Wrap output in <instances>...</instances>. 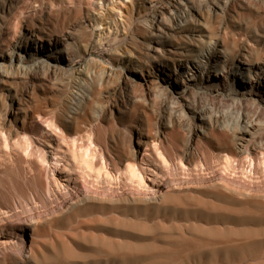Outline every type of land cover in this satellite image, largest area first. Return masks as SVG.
I'll return each instance as SVG.
<instances>
[{
	"label": "bare ground",
	"instance_id": "obj_1",
	"mask_svg": "<svg viewBox=\"0 0 264 264\" xmlns=\"http://www.w3.org/2000/svg\"><path fill=\"white\" fill-rule=\"evenodd\" d=\"M253 8H261L263 13L256 9V12H254ZM33 14L43 17L35 18ZM12 28L16 30L14 36L12 35V31H14ZM19 30L20 34H18ZM8 63L9 68L6 67ZM118 75L123 77V82L127 88L124 92L126 95L125 111L131 117H137L141 112L142 114H148V111L144 112L148 106L145 109L143 107L145 105L140 106L139 102L144 101L143 104H147L150 99L156 98L158 95L159 98H163L165 104L164 114L169 120L166 123L167 125L164 126L167 135L164 134L167 138L173 134H176L175 138H177L178 134H181L178 131L185 128L180 124V126L175 124L174 120L178 119L179 115L184 116L183 118L190 116L193 126L190 125L188 129L198 138L200 134L204 136L210 134L209 132L215 134L220 131H232L235 134V136L232 134L235 137H233L234 139L231 137L233 140L223 137L230 152L247 149L251 144L261 148L262 151L264 150V0H0V86H9L7 88L9 91L7 98L10 99L4 116H2L4 106L2 108L0 106V168L5 167L2 164L6 160V163H8L13 155L18 156V153L21 152L22 155L26 154L31 148V152H33V146H36L37 151L40 153L41 163L49 162L50 164L51 162L52 164L53 162V167L51 166L53 176L51 178L54 181H51L53 185L50 186V189L72 190L76 183L81 182H78L79 179L76 180V176L82 174L81 171L85 170L90 176L102 178L110 184L114 179L123 182L130 181L135 191H141V193L139 192L141 197L138 199L133 198L136 195L134 193L131 203L149 204V207H147L150 208L154 207L150 206V203L163 199L162 203L164 204L162 206L165 203L168 204V201H171L170 199L174 198L175 195L171 196V193L170 197L167 196L166 192L164 193V186H162L165 184L163 170L171 169L169 167L171 159L163 150V146L168 143L164 142L166 140L164 138L153 136L150 114L147 115L146 119H149L151 124L147 126L148 121L144 122L147 129L143 128L141 132L139 131L134 139V157L129 158V155H127L125 156L126 160L123 157L125 161H117L119 164L114 162L115 158H112L113 162L110 161L117 169L116 178L113 175V166L111 168L106 165V157L109 156L106 153L107 151L101 150L97 145L94 146V149L92 148L94 143L91 135L93 133L91 135L90 133L94 123H97L107 112L105 108V106L107 107L105 105L106 100L116 93L114 91L115 93L110 96L109 87L112 82L114 85V78ZM12 87L14 88L13 92ZM139 89L147 93V97L145 96L146 99L148 98L147 100L137 97L136 92L137 90L140 91ZM4 95L5 93H2L0 96ZM216 96L227 100V106L224 109L217 108L215 103L205 105L206 102H209V99L212 102H217ZM251 110H253V116L248 115ZM139 117L141 116L139 115ZM186 119H189V117ZM40 124L39 129L37 126H40ZM35 126L36 129H39L38 133L34 132L35 128L33 129V127ZM52 128L60 130L62 133V135L60 133L61 136L57 135L59 141L61 140V142L63 141L68 145L70 143L74 146L78 145L79 150L81 148L84 152L79 153V150H76L78 148L75 149L74 147V150L72 149L74 152L70 155L67 153L68 150L65 151L62 147H59L60 145L57 146L60 151H56L55 144L57 140L52 139ZM33 134L38 136L39 141L35 140L40 146L37 143L34 144L33 139L36 136H33ZM218 134L216 133V135ZM48 137L51 138L48 139ZM172 140H170L171 143L174 141ZM192 141H190V154H194L196 151V149H193ZM79 142H81L80 146ZM176 143L173 144L175 148L178 145ZM82 145L89 146L83 148ZM101 145L104 149L102 143ZM143 147L145 148V154L139 161L138 155L141 154ZM49 152H51L52 159ZM109 153L112 154V151H109ZM238 153L235 151V154ZM98 154L106 161H103V163L105 162L103 168L102 163H99L102 166L96 165L98 161L95 159ZM179 154L176 155L177 159L175 161L178 160V164L184 167V163L189 159H185L186 162H184V157ZM229 155L226 159L224 158L226 163L223 160L225 166H232L234 163V158L232 161L234 156L229 157ZM14 156L13 159L16 160L21 155L17 158H14ZM21 157L23 159V156ZM110 157L109 160H111ZM194 158H197V156ZM35 160H37V163L40 162L37 158ZM262 162L264 169V157ZM116 163L118 166L115 167L114 164ZM193 166L197 167V165ZM202 167L204 168L203 165ZM186 169H188V166ZM46 175L49 176V174ZM164 188L167 189L168 187ZM208 190L205 189L206 192ZM216 190L213 191L217 192ZM223 190L225 192V189ZM139 195H136V197ZM234 196L231 195L229 198L232 199ZM90 197L85 198L84 205L87 202L90 203V201L94 202L92 201L93 198ZM235 197L234 200L237 201L239 199L245 200L239 196V198ZM100 198L102 197L100 196ZM103 199H95V202L102 206L108 201L105 199V202ZM253 201L250 202L249 200L247 205L249 202L252 205ZM112 202L117 204L118 201L114 202L113 200ZM128 202L130 203L129 200ZM108 203L111 204L109 201ZM257 203L253 205L255 206ZM106 204H104L105 207ZM92 205L94 204L91 203V207H93ZM263 205L264 202L262 201ZM89 206L90 204H88ZM99 206L96 205V207ZM179 206L182 209V204L177 205V207ZM193 207L197 208V206ZM211 209L215 210L216 208L213 209L212 207ZM220 210L215 211L220 212ZM260 210L264 212L263 209ZM251 211L252 209L250 214ZM254 212L256 213V210ZM69 216H66V218ZM114 220L118 223V218L114 217ZM92 224L94 225V223ZM202 226L204 228V225ZM184 231L186 232V230ZM113 233H115V230ZM0 234V251L11 250V252L15 251L16 253V250H19L18 252L21 254L24 252V248L28 246L20 233H14L7 238L3 231ZM218 236L217 238L222 240L220 234ZM84 238L86 239V237ZM112 239L114 240V238ZM188 240L186 238L185 241ZM109 241H106L107 245L113 243ZM193 241L194 239H192ZM195 243L199 246L202 245V242L201 244L200 242ZM123 245H126V243ZM155 251L154 254L157 252ZM105 252V254H108L107 250ZM8 255H5L6 257L2 256L3 261L8 262L10 256ZM40 255L43 254L41 252L38 254L34 249H30L27 254H22L19 264H41ZM69 255L71 254L69 253ZM107 257L105 258L108 259Z\"/></svg>",
	"mask_w": 264,
	"mask_h": 264
},
{
	"label": "rangeland",
	"instance_id": "obj_2",
	"mask_svg": "<svg viewBox=\"0 0 264 264\" xmlns=\"http://www.w3.org/2000/svg\"><path fill=\"white\" fill-rule=\"evenodd\" d=\"M255 9L263 13L261 8ZM255 9L253 8L252 10L256 12ZM33 16L35 18L43 17L41 15L36 16V14H33ZM12 30L14 29L12 28ZM15 31L16 30L12 31L13 36L15 35ZM18 34H20V30L18 31ZM6 67L9 68V63L6 64ZM116 77V79L114 78V85L112 84V82L111 86L109 87L111 91L110 96L112 93H115L114 91H116V96H111L106 100V114L102 116L99 121H97V123H94L92 131L90 130V135L93 133V135H91V138H93L92 141L94 143L92 148L94 149L96 147L95 145H97L101 148V150L107 151L106 153L109 156L106 157V165L111 168L113 166V164L111 163L114 161H112V158H115L114 162H117L118 160H124L126 158L125 156L127 155H129V158H133L135 154V144H133L134 139L139 134V131L141 132L143 128L147 129L145 127L151 124L149 122V119H146L148 117L147 115L150 114V121L152 122L153 127L152 130H155L154 132L152 131L153 136H155L156 138H164L167 140V142L166 140H164V142L168 143H164L165 146H163V150H165V154H167L168 158L171 159L170 161L172 164L170 163L169 166L171 169L167 168L163 170V173L165 175L163 180L165 184H163L162 182V186L168 187L167 189L163 187L164 193L166 192L165 194L167 196L170 197L171 193V196L175 194L174 198L171 197V201H168L171 205L169 203V205L165 203V205L162 206V204H164L162 203L163 199L159 200L161 202L153 201L152 203H150V206H154L150 208H148L149 204L131 203L133 198L138 199L139 197H141V194L139 195V192L141 193V191H135V189L131 186L130 181L123 182L121 180L114 179V181H112L113 183L111 182L110 184L102 178H95L90 176L87 172H85V170L81 171L82 174H78L79 176H76V180L78 181L79 179L78 182H81L76 183V185L72 187V190L67 191L62 189L59 191L57 189L53 190L51 188L53 190L52 192L50 186L53 185L51 181H54L51 178L53 176V172L51 171L53 169V162L52 164L51 162L50 164L49 162L41 163L40 153L37 151L38 149H36V146H33L34 154L33 152H31V148L28 152H26V154L22 155V152L18 153V156H23L24 160L21 156L20 159V157L17 158L18 156L13 155L14 158L17 159L14 160L12 156V158L8 160V163H6V160V164H2L5 167L2 166L3 168H0V232L3 231L4 234H6V238L14 233H20V235L24 237L26 243H28L27 248L25 247L24 252L21 254L18 252L19 250H16V253L15 251L11 252V250H1L0 259L2 260L0 261V264H19V259L22 254H27L30 249H34V251H36L38 254H40V252L43 254L40 255V259L42 261L41 264H164V262L165 264H264V212L260 210H264V205L262 206V201L264 202V169L262 165L264 150L262 151L261 148L253 146L254 144H251L249 145L251 148L248 146L249 150H247V148L230 152V149L225 145V140L223 137H227L233 140L235 138V134H233L232 131H220L221 134L220 132H216L217 134L219 133L218 135H216V133L214 134L209 132L210 134L204 136L200 134L201 138H198L197 136L193 135V132L190 131V129H188L190 125L193 126V121H191L192 119L190 118V116H188L189 119H186L188 117L183 118L184 116L182 117L181 115H179L178 119L176 118L174 120L176 122V126L182 125L185 127L181 130L182 132L178 131L179 133H181L178 134V140L177 138H175L177 136L176 134H173V137H169L168 135L169 138H167L164 126L167 125L166 123H168L169 120L168 117L164 114L165 104L162 100L163 98H159L160 96L158 95L156 98L150 99L147 104H143L144 101L139 102L140 106L145 105L143 106L144 108L148 106L147 109L145 108L146 111L144 110V112L148 111V114H142L141 112V114L139 113L141 117H139L138 115L137 117L133 118L127 113V111H125L126 95L124 92L127 88L123 82V77H120L119 75ZM7 88H9V86H0V95L2 93H5L4 96H0V106L1 108L2 106H4L2 110L5 111L2 112V116L5 115L4 113H6L7 111L6 107L10 103V99L7 98V95L9 93ZM139 90L140 91L137 90L138 93L136 92L137 97H139L140 99L142 98L143 100H147V93L145 91L143 92V90L141 89ZM13 91L14 88L12 92ZM122 94H124L125 96H123ZM122 96L125 98H123ZM220 99L222 98L217 97V102H212V100L209 99V102H206L205 105L210 103V105H212L215 103V106L217 108L224 109L227 106V100ZM1 101L4 102L2 103ZM252 114L254 115L253 110L248 112V115L253 116ZM146 121H148L147 126L146 124H144V122ZM41 124L40 126H37V128L39 127L40 129ZM110 126L112 127L110 128ZM139 126H141L142 128ZM33 129L34 132L38 133L39 129H36V126L33 127ZM54 129L52 130V139L57 140V143L55 144L56 151L59 147H62L65 151L68 150L67 153L71 155L72 152H74V147L76 149L78 145L74 146L71 143L70 145H68L63 141L61 142V140L59 141L57 135H60L61 132L60 130L58 131L57 129ZM157 132L158 134H156ZM229 133L230 135H228ZM33 136L36 135L33 134ZM37 137L38 136L34 137V139L32 137V139L35 141V145L37 143V145L40 146V144L37 142L39 141V138ZM231 137L234 138L232 139ZM49 138L51 137H48V139ZM35 139H37V141ZM168 139H173L174 141L172 140L173 142L171 143L170 140L168 141ZM175 139L178 141V145ZM190 141L193 142V149H196L195 152L193 151L194 154H190ZM174 142L178 147L176 146L175 148V145L173 147ZM80 143L81 142H79V146ZM101 143L103 144L104 149L102 148ZM57 146L59 147L57 148ZM70 146H72L73 148ZM87 146H83V148H86ZM142 149L143 150H141L140 152L141 154L138 155L139 161H141L145 154V148L143 147ZM76 150L78 151L79 148ZM80 150L79 153L84 152L83 149L81 151ZM175 150H179L180 152L177 151L176 153ZM109 151H112V154H110L111 152L109 153ZM235 151L236 153H239L235 154ZM50 154L51 152H49V156ZM169 154H171L172 156ZM177 154L182 155L184 157V160L189 159L187 160V162L186 160H183L184 162H186L184 163V165L186 166H184L185 168L181 167L178 164V160L175 161L177 159ZM196 154H198L199 156ZM227 154H230L229 157H232V155L234 156L232 157V161L234 158V165L232 164V166H225V159L228 156ZM96 156L97 158L95 160L98 161H95L97 162L96 165L98 164L99 166L102 163L103 166H100H102V168L105 167L104 163L106 161L99 157V154ZM195 156H197V158H194ZM34 157L35 159L37 158L40 162L37 163V160H35ZM50 157L51 159L53 158L52 156ZM109 157L111 158V160H109ZM118 157L122 159H119ZM11 159H13L14 161ZM198 160L201 162H199ZM223 160L225 163L223 162ZM26 161H29V165ZM103 161L105 162L103 163ZM117 163L119 164V162ZM117 163L114 164L115 167L118 166ZM201 163H203L202 165L204 166V168L202 167ZM193 165H197V167ZM187 166L188 169H186ZM194 169L196 170V172ZM112 170L114 171L113 175H115L117 169H115L113 166ZM46 174H49L50 177ZM114 177L116 178V175ZM220 186L221 188H219ZM193 188H196V190L198 191L200 190V192L194 190ZM212 188L213 190L217 189V192L213 191ZM205 189L206 191L209 189L208 192H206ZM219 189H221L222 191L220 192ZM223 189H225V192H227L230 196L235 195V198L241 197L245 200L239 199V201H237L236 199L234 200V197L231 199L229 198L230 196L228 194L223 192ZM211 190L215 193L213 194ZM134 193L139 196L136 197ZM221 193L223 194V196ZM89 195L92 196L90 197ZM100 196L102 198H100ZM257 196H261L262 198H258ZM89 197L91 199L93 198L94 200L92 199V201L94 202L98 200V198L103 199L104 197L103 200L106 199L111 202V204L108 203V201L106 202L105 200V202L107 203H104L107 205L106 207L104 204V206H99L101 204H99L98 202L94 203L91 201L90 203L87 202V204L84 205L85 198ZM113 200L114 202L118 201V205L116 203L114 204L112 202ZM128 200L131 204L128 202ZM249 200L250 202L254 200V203L258 202L260 205L258 203L257 205L255 204V206L253 205L254 203L250 205V202L247 205ZM193 201L196 204L198 203L200 206L198 204H194ZM242 201H244V204L242 203ZM125 202L127 203V205ZM188 202L190 206L189 204H187ZM91 203L95 206L92 205L93 207H91ZM159 203L161 204V206ZM82 204L84 205V207ZM88 204H90L89 207ZM112 204L114 205L112 206ZM173 204L174 207L172 206ZM176 204H182V209L181 206L177 207ZM96 205L99 207H96ZM137 205L140 208L136 207ZM192 205L197 206V208L195 207V209ZM258 205L259 207H257ZM114 206L118 207V209L115 210L116 207ZM109 207H113L114 209H110ZM212 207L213 209L216 208L215 210H221L220 212H216L215 210L211 209ZM253 207H255L256 209ZM249 209H252L251 214ZM105 210L110 214L108 212L107 214ZM254 210H256V213L254 212ZM234 211L236 212V214ZM86 215L88 216L86 217ZM66 216L69 217L66 218ZM114 217L118 218V223L115 221L116 219L114 220ZM91 221L92 223H94V225L91 223ZM202 225H204V228H202ZM114 230L115 233H113ZM184 230H186V232ZM99 234L102 235L100 236ZM219 234L222 240L217 238L219 237ZM84 237H86V239ZM103 237H105V239H103ZM108 237L112 241H109ZM93 238L95 239L93 240ZM112 238H114V240ZM186 238L187 240H189L185 241ZM213 238H215L216 240H213ZM192 239H194L193 242ZM106 241L113 243H108L107 245ZM124 242L126 243V245H123L125 244ZM195 242H200V244L202 242V245L199 246V244ZM216 242L218 243L216 244ZM112 248L114 249L113 251ZM155 249H157L156 251L158 253L155 251ZM106 250L108 254H105ZM154 251L156 252L155 254L153 253ZM69 253L71 255H69ZM7 254L11 256L10 257L8 255V262L3 261V257ZM123 254L125 255V257ZM133 255L134 257H132ZM99 257L102 258L100 259ZM105 257H107L108 259H106Z\"/></svg>",
	"mask_w": 264,
	"mask_h": 264
}]
</instances>
